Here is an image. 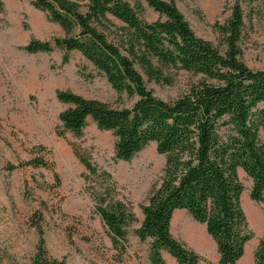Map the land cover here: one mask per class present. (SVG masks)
Returning <instances> with one entry per match:
<instances>
[{"label": "trees", "instance_id": "obj_1", "mask_svg": "<svg viewBox=\"0 0 264 264\" xmlns=\"http://www.w3.org/2000/svg\"><path fill=\"white\" fill-rule=\"evenodd\" d=\"M145 1L158 15L151 22L140 15V5L126 0H87L83 6L76 0H32L63 32L47 41L31 38L23 49L49 52L55 46L63 50V62L69 51H77L117 93L135 98L124 108L70 90L56 91V99L67 105L58 119L71 134L78 135L91 119L115 137L117 159H131L149 142L164 157L160 183L140 205L142 219L136 229L140 240L150 239L151 264H166L162 251L177 264L202 260L170 232L172 214L180 209L203 224L214 242L218 258L208 264H235L251 237L240 204L238 169L251 180L250 200L261 206L264 226V67L251 69L241 60V0H229L228 18L215 26L222 50L193 32L175 1ZM171 68L199 78L165 100L146 81L169 83L166 71ZM75 154L88 172L84 179L94 211L111 242L124 248L126 227L136 221L130 203L117 196L107 171ZM23 165L46 167L34 157L11 168ZM252 257L254 264H264V227ZM26 264L69 263L49 258L40 239Z\"/></svg>", "mask_w": 264, "mask_h": 264}, {"label": "rangeland", "instance_id": "obj_2", "mask_svg": "<svg viewBox=\"0 0 264 264\" xmlns=\"http://www.w3.org/2000/svg\"><path fill=\"white\" fill-rule=\"evenodd\" d=\"M84 5L87 0H76ZM140 5L148 22L158 18L145 0H126ZM193 32L222 50L216 24L230 14L232 1L173 0ZM32 0H0V264H26L34 257L39 240L50 258L69 264H151L150 239L136 235L150 190L158 186L164 157L149 142L129 160L117 159L115 137L97 128L91 119L78 135L65 130L58 112L67 107L56 99L57 90H70L118 107H130L134 97L117 93L103 74L77 51L54 46L49 52L28 53L23 46L31 39L47 41L61 37L59 26ZM243 29L241 60L251 69L264 67V2L241 0ZM169 83L146 81L154 95L175 98L197 81L199 75L167 69ZM75 152L107 171L117 196L131 205L136 221L126 227L124 248L115 246L103 221L94 211L84 177L88 173ZM40 157L45 166H19ZM242 185L240 204L251 234L242 257L235 264H254L252 253L263 230L261 206L250 200V178L237 170ZM35 221H38L35 223ZM174 238L198 253L199 264L216 261L215 244L203 224L185 210H175L170 221ZM166 264H177L162 251Z\"/></svg>", "mask_w": 264, "mask_h": 264}]
</instances>
